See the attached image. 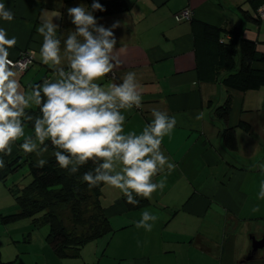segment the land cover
Here are the masks:
<instances>
[{
	"label": "crops",
	"instance_id": "obj_1",
	"mask_svg": "<svg viewBox=\"0 0 264 264\" xmlns=\"http://www.w3.org/2000/svg\"><path fill=\"white\" fill-rule=\"evenodd\" d=\"M126 1L127 12L97 17L106 27L115 21L121 23L114 30L123 61L116 70L115 82L119 83L125 72L134 71L143 89L142 109L125 113V132H140L151 122L153 108L175 116L177 125L164 137L161 147L176 167L171 173L165 170L154 177L159 181L166 176V186L150 200L137 197L145 201L138 209L126 210L119 190L103 185L101 203L111 231L79 249L55 252L47 239L50 228L44 220L25 218L8 224L0 220V264H234L236 235L241 237L245 232L240 235L238 229L264 219V200L258 198L264 181V86L240 91L203 79L198 73L191 20L177 21L175 15L190 8L195 21L218 28H239L244 38L256 42L258 52H264V20L255 23L244 17L247 12L255 18L256 10L249 0ZM0 2L14 14L11 22L0 19V28L7 31L8 38L17 40L8 58L14 59L26 49L35 52L30 68L18 72L21 83L27 85L52 76L39 60L43 38L37 27L41 11L46 9L48 18H53L66 34L74 30L67 8L79 4L90 8L93 0ZM59 14L62 20L54 17ZM254 67L264 69V63H255ZM109 82L105 79L101 83ZM228 96L231 108L224 124L214 110ZM200 113L203 118L196 120ZM226 125L235 130L236 151L228 150L221 138ZM26 130L32 131L30 124ZM18 143L11 155L3 156L4 160L27 156L37 160L35 154L23 153ZM49 156L47 152L43 158ZM8 177L0 179V216L18 211L12 187L6 183ZM254 207L259 211L253 212ZM143 211L158 217L151 232L135 227ZM247 234L254 233L248 230Z\"/></svg>",
	"mask_w": 264,
	"mask_h": 264
},
{
	"label": "clouds",
	"instance_id": "obj_2",
	"mask_svg": "<svg viewBox=\"0 0 264 264\" xmlns=\"http://www.w3.org/2000/svg\"><path fill=\"white\" fill-rule=\"evenodd\" d=\"M97 11H106L98 0H93L90 8L85 4L68 7L67 16L74 30L66 34L53 18H48L46 9L41 11L37 27L43 38L39 60L52 76L27 85L21 83L17 65L8 58L17 40L8 38L7 31L0 28V154L11 155L19 142V149L35 154L36 167L43 168L48 163L43 157L51 146L58 167L69 176L91 161L93 168L83 173L81 182L89 189L101 184L117 189L128 204L135 206L140 202L137 197L150 200L165 188L167 177L159 181L154 177L175 169L161 146L178 121L166 111L153 108L151 122L140 132H125V113L142 109L143 89L134 71L125 72L120 82H115L116 70L123 61L114 30L121 23L115 21L106 27L94 15ZM54 17L63 19L61 14ZM0 19H14L11 8L3 2ZM106 78L110 82L102 84ZM36 110L38 114H34ZM202 118L203 113L195 117ZM29 124L31 132L26 130ZM3 167L5 161L0 158ZM258 198L264 200V181ZM252 211L258 212L259 208ZM157 219L143 211L135 227L151 232Z\"/></svg>",
	"mask_w": 264,
	"mask_h": 264
},
{
	"label": "trees",
	"instance_id": "obj_3",
	"mask_svg": "<svg viewBox=\"0 0 264 264\" xmlns=\"http://www.w3.org/2000/svg\"><path fill=\"white\" fill-rule=\"evenodd\" d=\"M98 2L106 11L95 12L96 17L118 15L129 10L126 0H100ZM249 3L254 10H257L260 5H263L264 0H249ZM244 17L255 23L259 21L247 12H244ZM191 24L197 53L198 73L203 79L220 82L226 87L240 91L256 90L264 86V69L254 67L255 63H264V52L257 51L255 41L244 38L239 28L236 27L218 28L193 19H191ZM230 108L231 100L228 96L221 105L216 106L214 110L216 118L226 124ZM221 138L228 150H237V138L233 128L224 126L221 130ZM53 151L54 149L49 146L50 156L46 158L48 163L43 168L36 167V161L30 156L23 160L20 157L4 160L5 167L0 168V179L5 180L26 165L31 180L17 189H10L18 211L14 214L0 216V220L5 224L25 218H30L35 222L44 220L50 228L47 236L49 244L55 252L62 254L66 249H79L86 242L111 231V227L105 208L101 205L103 184L89 189L88 185L80 179L84 172L93 168L92 162L89 161L77 174L69 176L67 171L58 167L52 154ZM3 156L0 154V158ZM89 199H91L92 208L96 211L91 219L93 222L91 231L87 234L74 235L66 230L57 213L58 206L70 205L77 221L82 224L84 220L80 221L82 219L80 216L83 214L84 204ZM139 201L138 205L133 206L128 204L126 198L123 197L121 204L126 210H132L144 205V200Z\"/></svg>",
	"mask_w": 264,
	"mask_h": 264
},
{
	"label": "rangeland",
	"instance_id": "obj_4",
	"mask_svg": "<svg viewBox=\"0 0 264 264\" xmlns=\"http://www.w3.org/2000/svg\"><path fill=\"white\" fill-rule=\"evenodd\" d=\"M31 180V176L28 174V168L27 166H23L19 168V170L13 174H11L6 183L8 186L12 187L13 189H17L18 187L22 185H26ZM102 205V203H101ZM57 213L62 219L65 228L70 233H73L74 235L80 233V234H87L91 231L92 228V218L96 214V211L92 208L91 199L87 200L86 203L83 206V214L80 216L82 219L80 221L84 220L83 223L77 221V217L72 212V208L70 205H60L58 206ZM242 226V225H241ZM244 229L241 230L238 229V234H243L241 231H245L244 235L239 237V235H236L237 239L235 241V254H234V264H240L243 256L247 254L248 249V242L250 241V235L247 234L248 230L254 233V235L258 236L262 231H264V219H258L253 222H249V226L243 224ZM247 229H246V227ZM42 228H48L47 226H44ZM246 229V230H245ZM220 244V243H219ZM246 264H264V259H257L254 262H248Z\"/></svg>",
	"mask_w": 264,
	"mask_h": 264
},
{
	"label": "built area",
	"instance_id": "obj_5",
	"mask_svg": "<svg viewBox=\"0 0 264 264\" xmlns=\"http://www.w3.org/2000/svg\"><path fill=\"white\" fill-rule=\"evenodd\" d=\"M192 17H193V12L190 8H184L175 15V19L177 21L191 20ZM255 17L258 20H264V4L261 5L256 10ZM226 38H228V36ZM33 53H35L33 49H26V50H23L19 54L18 57L14 58V59H12V58H9V59L12 60L14 62V64L17 65L18 72H24L27 69H29L30 66L34 63L35 55H33ZM29 60H31V63H28ZM46 78H49V77H46Z\"/></svg>",
	"mask_w": 264,
	"mask_h": 264
},
{
	"label": "flooded vegetation",
	"instance_id": "obj_6",
	"mask_svg": "<svg viewBox=\"0 0 264 264\" xmlns=\"http://www.w3.org/2000/svg\"><path fill=\"white\" fill-rule=\"evenodd\" d=\"M250 235V241L248 242L247 254L243 256L240 264H246L248 262H254L257 259H264V231L260 235Z\"/></svg>",
	"mask_w": 264,
	"mask_h": 264
}]
</instances>
